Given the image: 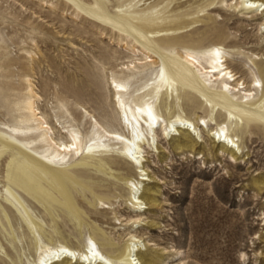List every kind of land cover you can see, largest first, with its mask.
<instances>
[{
	"label": "rangeland",
	"instance_id": "obj_1",
	"mask_svg": "<svg viewBox=\"0 0 264 264\" xmlns=\"http://www.w3.org/2000/svg\"><path fill=\"white\" fill-rule=\"evenodd\" d=\"M157 1L132 0L129 7L138 10L133 13L135 17L147 18L145 23L160 27L159 32H151L156 41L157 38L166 41L180 35L175 44L177 49L187 45L185 41L207 46L217 39L206 31L203 22L210 15L213 24L228 35L224 47L230 51L231 66L244 72L243 63L249 61L253 70L258 72V67L264 64V39L261 37L264 29L261 30L259 25L260 18L264 17V7L254 19L246 20L237 11L223 9L220 0H159L162 1L159 5ZM50 3H54L55 8ZM116 3L117 0H108L105 7L111 11ZM74 11L66 0H0V129L29 148L30 144L19 132L23 112L15 102L25 85L26 76L32 79L42 95L40 110L46 113L56 138H63L67 132L52 119L51 107L55 105H60L64 120H72L79 131L88 136L90 125L86 122L91 121L92 116L83 119L85 109L78 106L76 110L71 104L73 101L84 105L105 126L121 128L117 112L109 104L108 77L111 71L120 73L117 65L131 59L133 54L123 47V41L110 39L112 34L117 36L116 33L109 28H104L105 34L102 33L99 25L84 14L76 17ZM172 11H181L188 16L179 22H192L190 16H197L201 21L185 28L171 29L175 27ZM25 51L36 52V61L32 64L26 62L27 68H23L21 62ZM252 52L260 53L255 65L247 57L252 56ZM155 69H146L137 77V83L150 78ZM178 94L180 98L177 94H168L156 99V109L164 120L182 113L190 118L197 115H209L210 118L211 115L217 123L226 121L223 112H212L206 102L191 107L190 103L197 98L182 90ZM212 118L209 119L210 128L216 125ZM231 127L233 132L242 127L243 161L177 154L173 141L164 143L160 139L165 149L153 150L145 156V164L161 180L159 185L152 183L161 206L147 208L144 212L147 218L138 223L136 229L147 242L142 246L143 252H150L163 264H176L180 257L184 258V264H264V189L259 191L252 183L253 177L264 175V129L252 126L246 133L245 124ZM203 138L202 143L210 145L207 132ZM110 156L125 162L120 156ZM6 157L7 154L0 162V264H27L35 259L34 247L40 242L57 244L66 240L83 246L84 240L94 233L110 253L109 241L116 245V254L124 249L127 233L132 227L125 222L116 225L115 216L131 215L132 209L126 186L118 180L120 171L109 168L103 160L96 164L98 159L95 158L89 159V165H86L91 166L97 184L110 191L105 200L114 203L112 208L98 206L97 198L86 183H79L77 187L76 183L68 182L77 194L79 221L70 214L55 215L49 203L32 197L34 202L28 201L15 189L37 225L34 241L20 227L24 205L14 198L18 205L15 206L5 198ZM81 170L70 171L77 175ZM11 229L15 234H10ZM148 240L154 245H149ZM178 249L183 251L182 256H179Z\"/></svg>",
	"mask_w": 264,
	"mask_h": 264
},
{
	"label": "bare ground",
	"instance_id": "obj_2",
	"mask_svg": "<svg viewBox=\"0 0 264 264\" xmlns=\"http://www.w3.org/2000/svg\"><path fill=\"white\" fill-rule=\"evenodd\" d=\"M66 1L74 7L73 15L76 17L86 15L100 26L104 34L103 29L109 28L117 34V36L112 34L110 39L123 41V47L133 54L131 59L117 65V70L122 75L111 71L108 77L109 104L117 112L121 128L105 126L84 105L73 101L71 104L76 110L78 106L85 109L83 119L92 116L91 121L86 122L90 125L87 131L89 139L79 131V127L72 120H64L65 114L60 113V105L51 107L52 119L59 123L67 134L61 139L56 138L46 113L40 110L39 102L42 95L36 90L32 79L26 76L25 85L23 84L24 87L15 102L23 112L19 132L31 148L0 129V162L6 154L8 155L7 168L3 175L7 186L5 198L15 203V206L18 205L14 198L24 205L25 210L22 211L24 219L20 227L24 228L23 233L30 234L34 241L37 225L32 221L29 208L15 189L28 201L34 202L32 198H35L49 203L55 215L70 214L79 221L77 194L69 184L76 183L78 187L79 183H86L92 195L97 198L98 206L103 209L112 208L114 203L105 200L110 191L102 189L97 184L92 177L91 166H86L89 165V159L95 158L98 159L96 164L103 160L109 168L120 171L118 180L123 181L126 186L132 214L127 216L117 214L115 224L125 222L132 229L127 233L126 245L120 253L116 254V245L109 241L107 244L112 252L110 253L103 242L99 243L94 233L84 240L83 246L74 245L66 240L57 244L37 243L34 247L35 259L27 264H163L162 260L150 252H143L142 246L147 242L136 229L137 224H141L143 219L147 218L144 216L147 208L161 206L152 187V183L159 185L160 179L145 164V156H149L153 150L165 149L163 142H159L160 139L164 143L173 141V149L177 154H188L189 157L195 158L197 155L201 158L207 156L220 161L227 158L228 162L230 159L235 162L243 161L245 148L241 145L242 127L233 132L231 125L239 127L241 123L245 124L246 133L251 131L252 126L264 129V64L258 67V72L253 70L249 61L243 63L244 72L231 66L230 51L224 47L228 35L213 24V17L210 15L203 22L206 24V31L214 34L217 39L207 46L185 41L187 45L177 49L175 44L180 35L166 41L157 38L156 41L151 32H159L160 27L145 23L147 18L135 17L133 13L138 10L129 9L132 0H117L111 11L105 7L108 0ZM157 2L159 5L162 1ZM220 2L223 9L237 11L246 20L254 19L264 7V0ZM50 4L55 8L54 3ZM186 17L188 16L181 11H172L171 18L175 27L171 29L185 28L201 21L197 16H190L192 22H179ZM259 25L261 30L264 29V17L260 18ZM261 37L264 39V35ZM34 46L38 47L35 42ZM24 54L26 55L21 62L23 68H27L26 62L32 64L36 61V52L25 51ZM251 55L247 57L255 65L260 53L252 52ZM153 67L156 69L152 76L137 83V77L146 69ZM233 77L234 79L230 80ZM134 83L137 84L132 88ZM179 90L197 98V101L190 103L191 107L206 102L212 112L215 110L223 112L226 121L217 123L210 115L216 124L210 128L209 115L190 118L182 113L170 115L168 121L167 118L164 120V117L158 114L155 101L168 94H177V98H180ZM140 120L144 124L140 123ZM206 132L210 145L202 143L203 134ZM111 154L120 156L125 162L112 159ZM71 169L82 170L76 175L70 171ZM252 183L257 190H263L264 175L253 177ZM10 234H15L13 229L10 230ZM148 243L154 245L151 240H148ZM177 252L182 256L181 249ZM184 262V258L180 257L176 264Z\"/></svg>",
	"mask_w": 264,
	"mask_h": 264
}]
</instances>
